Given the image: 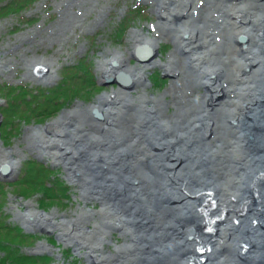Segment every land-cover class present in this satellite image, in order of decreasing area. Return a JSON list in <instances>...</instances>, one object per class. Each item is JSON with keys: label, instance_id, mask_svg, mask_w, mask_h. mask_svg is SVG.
<instances>
[{"label": "bare ground", "instance_id": "obj_1", "mask_svg": "<svg viewBox=\"0 0 264 264\" xmlns=\"http://www.w3.org/2000/svg\"><path fill=\"white\" fill-rule=\"evenodd\" d=\"M154 1L174 51L156 60L161 39L134 31L133 47L144 53L145 64L131 66L122 52L111 50L113 60L100 63L104 75L128 81L84 109L103 120L98 130L115 133L111 116L129 106L127 90L136 85L144 91L137 104L142 112L127 118L122 136L98 139V148L90 133L80 136L74 150L68 145L75 161L70 173L83 196L102 202L104 220L87 230L85 221L95 213L56 221L55 211H40L33 203L21 217L30 226L61 228L66 241L84 237L90 248L101 250L107 235L120 229L128 239L126 254L118 246L112 255H90L101 264H264V0ZM26 64L32 66L29 74L54 75L50 59L30 58ZM157 64L176 81L163 96L150 98L146 70ZM169 105L175 107L170 116ZM242 111L247 113L240 116ZM71 120L64 111L33 129L32 141L59 146L43 134L72 132L60 126ZM0 153V170L14 171L19 157L1 144ZM143 157L149 174L137 168ZM207 225L213 233H206ZM218 246L228 247L227 257Z\"/></svg>", "mask_w": 264, "mask_h": 264}, {"label": "rangeland", "instance_id": "obj_2", "mask_svg": "<svg viewBox=\"0 0 264 264\" xmlns=\"http://www.w3.org/2000/svg\"><path fill=\"white\" fill-rule=\"evenodd\" d=\"M205 2L207 0H201L202 4ZM155 5L154 0H39L22 15V19L11 16L0 20V144L4 149L12 151L15 157H19V165L12 170L11 175H0V181L3 182L0 183V264H101L91 256L95 259L102 252L112 255L117 252L118 246L124 248L122 251L126 254L128 239L120 229L116 228L109 235L106 234L108 240L102 250L96 246L93 249L84 237L73 242L66 241L61 228H51L41 222V226H30L23 221L20 212H24L26 206L33 203L40 211H55L56 221L77 217L83 212L95 213L89 221H85L87 230L94 229L97 223L104 220L99 214L103 208L102 202L83 196L80 181L70 173L71 164L75 161L68 145H72L74 150V145L84 133H90L96 144L98 139L122 136L119 132L126 128L127 118L142 112L140 108L138 110L137 104L144 91L142 86L136 85L130 91L127 90L130 94L126 104L129 106L116 110L119 117L115 114L111 116L109 126L115 129V133L108 130L106 135L98 130L103 120L97 115L86 113L84 109L98 103L105 94L117 91L124 86L122 83L128 81L104 75L100 63L104 59L113 60L111 50L122 52L131 66L145 64L140 61L144 53L137 54L133 47L134 31H140L139 34L142 31L144 35L161 39L156 60L165 61L174 51V39L164 30V23ZM27 20L31 23L26 24ZM37 57L52 61V69L55 70L53 76H47L48 72L45 71L29 74L32 66H28L26 61ZM77 63L83 69L87 65L93 69L97 86L93 95H80L83 92L80 79L62 85L64 77L74 67L72 65ZM46 68L50 69V65ZM146 75V91L150 98L163 96L176 81V75L159 64L149 66ZM24 90L31 94H21ZM200 91L199 95L205 92L204 89ZM164 99L170 101L169 96ZM225 99L222 96L220 102ZM104 105L103 111L107 113V103ZM151 106L148 104V107ZM45 107L52 113L39 120L37 115ZM174 108L169 105V116ZM64 111L74 116V120L61 122L60 126L72 132L58 133L59 129L55 128L58 134L54 135L50 130L43 134L47 139L54 138L59 146H46V143L39 142L41 147L37 145L38 138L32 141L33 129L44 128ZM135 121L131 119L133 125L137 126ZM94 147L99 146L97 144ZM147 162L145 157L136 161L140 172L149 174L150 168L145 165ZM53 175L69 187V204H63L66 199H48L43 194L44 189L52 185ZM205 228L206 233H213L210 232L213 231L212 225ZM218 251L222 258L228 256V247L220 249L218 246Z\"/></svg>", "mask_w": 264, "mask_h": 264}, {"label": "trees", "instance_id": "obj_3", "mask_svg": "<svg viewBox=\"0 0 264 264\" xmlns=\"http://www.w3.org/2000/svg\"><path fill=\"white\" fill-rule=\"evenodd\" d=\"M39 0H0V20H3L5 18L15 16L18 19L23 18V14L33 5L38 2ZM136 9V7H133ZM31 22L27 20L26 24H30ZM123 31V29H122ZM74 66V67H73ZM72 69L70 71V74L65 76L62 85H69V82L76 81V79H80L79 82L82 87V93L80 95H93L94 92L97 90V86L95 84V77L93 74V69L90 67V65H87V68L83 69L82 66L77 63L75 65H72ZM24 89H27L26 86L23 87ZM17 89V88H16ZM21 92V94H31L30 91ZM52 100H54L52 98ZM57 100V99H56ZM42 104L45 103L41 100ZM52 113L48 109V107H45L39 115H37V118L39 120L45 119L49 114ZM37 119V120H38ZM56 174V173H54ZM0 183H3L0 181ZM51 186L44 189L43 194L48 197V199H53L54 197L59 201H64L62 199H66L67 201L63 204L68 203L69 204V187L57 176L53 175ZM8 227V226H7ZM8 264H14V263H8Z\"/></svg>", "mask_w": 264, "mask_h": 264}, {"label": "water", "instance_id": "obj_4", "mask_svg": "<svg viewBox=\"0 0 264 264\" xmlns=\"http://www.w3.org/2000/svg\"><path fill=\"white\" fill-rule=\"evenodd\" d=\"M144 56V55H143ZM145 57H141V59H144ZM0 175H2L3 177L11 175L12 171L10 170V168L8 167H4L2 170H0Z\"/></svg>", "mask_w": 264, "mask_h": 264}]
</instances>
